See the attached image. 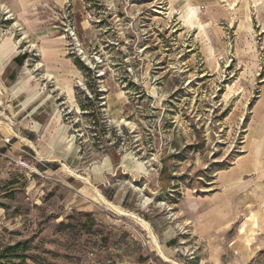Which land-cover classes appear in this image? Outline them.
Listing matches in <instances>:
<instances>
[{
  "label": "rangeland",
  "instance_id": "374dc122",
  "mask_svg": "<svg viewBox=\"0 0 264 264\" xmlns=\"http://www.w3.org/2000/svg\"><path fill=\"white\" fill-rule=\"evenodd\" d=\"M6 38L0 248L24 242L27 264H264V0H0Z\"/></svg>",
  "mask_w": 264,
  "mask_h": 264
},
{
  "label": "bare ground",
  "instance_id": "6f19581e",
  "mask_svg": "<svg viewBox=\"0 0 264 264\" xmlns=\"http://www.w3.org/2000/svg\"><path fill=\"white\" fill-rule=\"evenodd\" d=\"M3 6V5H2ZM5 7V6H3ZM10 10H8L9 12ZM190 12H191V5L188 4V7H187V10L185 11V15L183 16L184 19H186L187 17L190 16ZM9 44V39L6 38L4 41H2V43L0 44V60L2 58V56H6L10 50L13 49L14 46H11ZM46 60V59H45ZM41 66V64H37V69L38 67ZM27 77V76H26ZM46 77H52V74L51 72L48 70L46 72ZM24 80V79H23ZM22 81V80H21ZM19 81V82H21ZM30 80L28 79L26 82L28 83ZM15 85V84H14ZM16 86V85H15ZM19 87H20V84H19ZM21 88V87H20ZM10 124V123H9ZM3 122V121H0V127H3L5 129V127H7L6 129H11L10 128V125ZM8 131V130H7ZM12 131V130H11ZM13 133V132H12ZM16 134V133H15ZM22 141H25V143H27L30 147H32L37 155H39L40 157L44 158V155H42L34 146V144L27 140V138H21ZM47 158V157H46ZM71 165V164H70ZM62 167L63 169L65 170V172H67L68 174L74 176L75 178L77 179H80L82 182L85 183V186L88 187V188H91L93 191V199L95 201H98L99 203L101 202L102 204H104V208L106 207L107 209H109L110 211H112V213L114 212L115 214L117 215H124V216H128V217H131L137 224H139L141 227H143L144 229L147 230V233H149L151 239H152V242H153V245L155 246L156 248V251L157 253L161 256V258L165 261H171L172 259H169L163 252H162V249H161V246L160 244L158 243L157 239L155 238L154 234L152 233V230H151V225L146 221L144 220L143 218L139 217L138 215L135 214V212H131V211H127L125 209H123L121 206L117 205V204H114L112 203L111 201L107 200L100 192L99 190H97L95 188V186L93 184H91L90 180L77 173L75 170L71 169L70 167H68L66 164H62ZM85 187V188H86ZM84 188V189H85ZM83 191V190H82ZM101 205V204H100ZM106 209V210H107ZM174 263V262H173ZM175 264V263H174Z\"/></svg>",
  "mask_w": 264,
  "mask_h": 264
},
{
  "label": "trees",
  "instance_id": "16d2710c",
  "mask_svg": "<svg viewBox=\"0 0 264 264\" xmlns=\"http://www.w3.org/2000/svg\"><path fill=\"white\" fill-rule=\"evenodd\" d=\"M26 245L24 242L5 245L0 248V264H27L24 251ZM15 259L17 261H15Z\"/></svg>",
  "mask_w": 264,
  "mask_h": 264
},
{
  "label": "built area",
  "instance_id": "2783aa9c",
  "mask_svg": "<svg viewBox=\"0 0 264 264\" xmlns=\"http://www.w3.org/2000/svg\"><path fill=\"white\" fill-rule=\"evenodd\" d=\"M13 139L12 135H8V136H0V144L1 145H8L11 144ZM8 157V155L3 151V149H1L0 147V159L2 158H6Z\"/></svg>",
  "mask_w": 264,
  "mask_h": 264
}]
</instances>
